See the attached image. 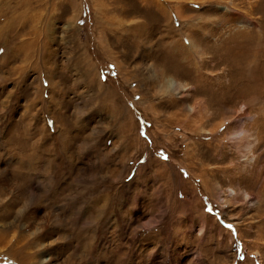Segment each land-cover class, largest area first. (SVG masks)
Returning a JSON list of instances; mask_svg holds the SVG:
<instances>
[{"label":"rangeland","instance_id":"1","mask_svg":"<svg viewBox=\"0 0 264 264\" xmlns=\"http://www.w3.org/2000/svg\"><path fill=\"white\" fill-rule=\"evenodd\" d=\"M263 119L264 0H0V264H264Z\"/></svg>","mask_w":264,"mask_h":264},{"label":"bare ground","instance_id":"2","mask_svg":"<svg viewBox=\"0 0 264 264\" xmlns=\"http://www.w3.org/2000/svg\"><path fill=\"white\" fill-rule=\"evenodd\" d=\"M170 18H171V15H170ZM18 20V19H17ZM198 25L197 24H195V22L193 23V24H190V25H185L184 26V29H185V31L183 30V29H179V32H177V30H175V33H176V35H178L179 36V40H180V42L182 43V45L184 46V47H186L185 45L186 44H184V42L182 41V36H186L187 37V39L189 40V43H188V48L190 47V49H193V48H196L195 47V44L193 43V38L190 36V31L192 30V29H195V27H197ZM37 33V32H36ZM37 35V34H36ZM173 40V39H172ZM34 41H32V43H33ZM173 42H175V40L173 41ZM173 42L172 43H170V45H172L173 46ZM25 44H21L18 48H17V50H20V48H23V46H24ZM170 45H168L169 47H170ZM110 47H108V46H106V44L104 45V50H105V52H106V54L111 58V59H113V60H115V61H117L116 60V57H115V55H114V53L112 52V50H111V48L109 49ZM170 48H173V47H170ZM201 49H203V48H201ZM197 52H198V50H197ZM199 53L201 54L202 53V50H200L199 51ZM197 57H200V55H198ZM186 60H189V62L191 61V60H193V59H195V55L192 53V52H190V55H188L186 58H185ZM219 62V61H218ZM205 65V64H204ZM121 66H124V65H121ZM119 69H120V73H121V75H122V78L123 77H125L126 78V76H128V75H132V76H137V75H134V74H132L133 72L134 73H136L137 71H131V70H129V69H124V68H122V67H120V65H119V67H118ZM150 70V69H149ZM144 72H146V71H144ZM140 74H141V84H142V81L144 80L145 81V79H149V78H151V79H153L154 80V82L156 83V88L154 89L155 90V92H156V90L157 91H160V92H162V93H165V94H167V96L169 97V100H168V102L167 103H169V104H172V102H175L176 100H177V98L175 97V96H178V97H180V98H182V96H183V94H182V92H188V88H189V83L188 84H185V83H183V81H182V79H180V78H178V76H175V74L173 75V76H170V74H172V72L171 71H149L147 74H144L142 71H140L139 72ZM138 73V74H139ZM92 74H94L93 72H91V71H89V73L87 74L88 75V77L90 78L91 77V75ZM140 74H139V77H140ZM147 75V76H146ZM52 79V78H51ZM39 80H40V82H42L41 81V76H40V78H39ZM48 80H49V82H50V84H49V88H51V83L53 82V80H52V82H51V80H50V74H49V78H48ZM143 81V82H144ZM145 83V82H144ZM44 87V86H43ZM49 92H51V90L49 91ZM112 92V91H111ZM143 94L141 95V100H144V102H145V95H147V91H143L142 92ZM184 94H187V93H184ZM50 95V94H49ZM151 96L152 97H154V95L153 94H150V98H151ZM148 98L149 99V107H150V109L152 110V113H154V114H156V109H155V105H156V103H154L153 102V99L151 98ZM53 100H55V99H53ZM171 101V102H170ZM205 102L204 101H202L201 103H200V110H196L197 108H195V107H190V108H187V111H188V113H190L191 115L192 114H195L197 117H203L204 116V114L207 112V110H206V107H205V104H204ZM130 110V109H129ZM132 111V110H131ZM195 111H197V112H195ZM132 113V112H131ZM130 113V114H131ZM189 114V115H190ZM178 116H183V114L182 113H178L177 114ZM194 117V116H193ZM196 118V117H195ZM260 118V117H259ZM182 118L180 117V122L181 123H183L184 124V120L182 119ZM226 120H228V118H225L224 120H223V122H222V124L216 129V131L220 128V127H222V125H225V130L224 131H229L230 130V128H231V125H230V123H228V121H226ZM257 120H259V119H257ZM264 120V119H263ZM178 122V121H177ZM264 122V121H263ZM251 123V125L253 126V128H255V124H256V122L254 121V122H250ZM260 123V122H259ZM177 124H179V123H177ZM30 129V121H29V123L27 124V126H25V129H24V131L23 132H26L27 131V134H28V130ZM31 135V134H30ZM257 135H258V138H257V145H262L263 143H264V129L263 130H258V132H257ZM244 138V137H243ZM244 141V140H243ZM35 145H37V144H35ZM257 145H256V147H257ZM36 147V146H35ZM189 150V149H188ZM190 152V153H189ZM188 152V154H190V156H192L191 154V151H189ZM193 152V151H192ZM223 158V157H222ZM224 159V158H223ZM26 160V159H25ZM191 167V166H190ZM219 169H222V170H228L227 168H225V167H219ZM191 171H193L192 170V168H191ZM264 171V170H263ZM15 172L18 174V175H22V172L21 171H19V170H15ZM21 173V174H20ZM30 176V175H29ZM50 176H51V174H50ZM31 177V176H30ZM34 177V176H33ZM200 178H201V181H202V184L204 185V187L206 188V189H208L207 187H208V178H207V175H206V173L205 172H202L201 173V175L199 176ZM51 179V181L53 180V176L52 177H50ZM32 179V178H31ZM35 179V178H34ZM49 180V179H48ZM51 181H47V184L50 186V182ZM46 187H48V186H46ZM18 191H19V193L18 194H16L17 192H15V196H16V198L17 199H19V198H21V195H27V197H28V199H27V201L25 202V204H26V208H29V207H31L30 206V203L34 200V198L35 197H38L39 196V192L38 191H40V190H34V191H30V190H28V188H27V186L25 185V183H22V184H20L19 186H18ZM38 188V187H37ZM49 188V187H48ZM23 192V193H22ZM235 192H236V190H235ZM43 193H49L48 192V189H47V191H45V192H43ZM51 193V192H50ZM13 194H14V192H13ZM41 194H42V192H41ZM244 196L246 197V198H248V197H250V194L248 193V191L247 190H245L244 191ZM262 205V204H261ZM258 207V206H257ZM261 207V206H260ZM37 210V209H36ZM17 214H21L22 212H21V210H18L17 212H16ZM29 214V216H30V218H32V224H31V226H32V229H33V234L36 236V238L37 237H41V236H43L44 235V233H46V235H47V233H48V230L47 229H49V227H47L46 225H44V223L43 222H39L38 220H37V216H35V215H37L38 214V212H34V213H28ZM204 214V213H203ZM204 215H206V214H204ZM46 219V218H45ZM41 221V220H40ZM31 223V222H30ZM45 223H47V221L45 222ZM21 225V224H20ZM1 239H3L4 241H5V238H4V236H1L0 237V240ZM51 248V247H50ZM11 256V255H10Z\"/></svg>","mask_w":264,"mask_h":264},{"label":"snow or ice","instance_id":"3","mask_svg":"<svg viewBox=\"0 0 264 264\" xmlns=\"http://www.w3.org/2000/svg\"><path fill=\"white\" fill-rule=\"evenodd\" d=\"M165 159H167V157H165ZM211 209H209V211H210ZM229 227H231V225H229Z\"/></svg>","mask_w":264,"mask_h":264}]
</instances>
